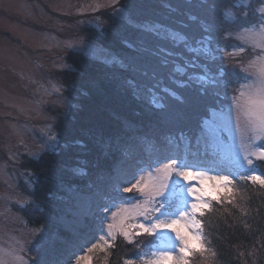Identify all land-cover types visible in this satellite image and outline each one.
I'll use <instances>...</instances> for the list:
<instances>
[{
	"label": "trees",
	"instance_id": "1",
	"mask_svg": "<svg viewBox=\"0 0 264 264\" xmlns=\"http://www.w3.org/2000/svg\"><path fill=\"white\" fill-rule=\"evenodd\" d=\"M121 5L133 22L159 23L182 39L175 42L108 12L103 13L107 23L102 28L81 30L82 36L109 50L120 64L72 51L66 56L71 68L58 73L66 96L74 104L58 116L54 149L26 163L35 178L32 202L19 210L29 226L43 228L30 250L31 257L41 264L73 262L101 232L105 213L99 205H115L129 196L112 202L110 195L103 193L109 173L102 165L105 158L111 159L109 145L115 133L122 135L131 127L137 134L163 139L170 133L184 132L193 137L195 145L209 110L221 109L228 101L222 91L215 95L195 82L205 66L198 49L201 41L208 42L210 20L216 18L210 0H123ZM221 39L222 33L212 35V47L224 49L214 53L217 61L222 60L225 68L235 65L239 69L240 59L227 55L240 47L239 40L233 35L217 44ZM219 66L213 64L212 70ZM153 98L163 107L156 108ZM204 147L201 145V150ZM208 151L209 159L225 161L226 170L218 173L234 174L235 199L231 204L213 202L214 211L203 218L208 251L195 256L191 264H264V188L258 182L236 179L247 172L238 170L218 152L211 155L212 148ZM255 170L264 178V161H259ZM81 197L89 198L97 214L86 231L79 226ZM121 240L105 264H125L124 255L137 254L136 245ZM141 242L148 240L140 238Z\"/></svg>",
	"mask_w": 264,
	"mask_h": 264
},
{
	"label": "snow or ice",
	"instance_id": "2",
	"mask_svg": "<svg viewBox=\"0 0 264 264\" xmlns=\"http://www.w3.org/2000/svg\"><path fill=\"white\" fill-rule=\"evenodd\" d=\"M117 3L119 0H113V4ZM209 7L214 10L216 18L210 20L208 42L201 41L202 46L198 49L204 57L205 66L202 74L195 77V82L206 92L219 95L222 91L225 96L232 85L238 84L239 88L232 91L239 95L232 96L233 104L229 105L227 113L210 109L208 116L201 121L200 131L195 136V145L193 137L184 132L175 135L170 133L160 139L157 136L137 134L136 130L128 127L122 135L120 132L115 133L109 145L111 159L105 158L102 165L109 173L104 181L103 193L110 195V201L126 199L124 193L135 192L142 197H134L136 203L125 209L128 214L126 219L131 218L136 222L119 229L118 232L128 244H134L138 248L141 246L138 238H152L145 245L149 247V252L137 254L143 264H191L195 256H204L208 251L206 244L209 241L204 232L203 218L214 211L213 202L217 205L225 202L231 204L235 199L232 196V185L235 181L231 178L234 174L209 175L226 170V165L222 159H209L208 145L212 146L211 155L215 156L229 134L242 135L248 131L254 133L258 139H264V56L255 57L248 67L237 69L234 65L225 68L223 61L218 62L214 55L224 49L212 47V35L218 32L222 33V39L217 44L233 35L242 39L241 34L258 35L264 40V0H210ZM118 11L122 13L123 6ZM90 43L77 47L83 52ZM256 46L264 50V44ZM235 51L236 49L227 55L234 57ZM238 51L244 53L245 48L239 47ZM216 63L220 66L213 71L212 65ZM250 68L255 70L250 72ZM241 98H244L243 104L240 102ZM151 103L156 108L163 107L157 103L156 98ZM241 111L246 117L243 125L239 115ZM201 145H205L203 150ZM237 154L243 166L248 169V174L236 176V179L253 184L258 182L264 188V178L255 174L256 170L252 167L254 154L248 153L243 144ZM255 159L264 160V148H261ZM208 181H213L210 188ZM124 184L129 186L122 187ZM94 195L103 199L100 193ZM111 206L114 203L110 202L107 207L100 204L99 209L107 213ZM96 215L89 198L81 197L78 216L82 231L92 226ZM113 227L112 224L108 225L107 235L115 239L111 232ZM100 230L103 231V228ZM35 233L37 237L41 236L43 228L35 230ZM170 234H174V240L165 245L164 241ZM37 251L40 249L37 248ZM22 259L16 257V261ZM32 260L33 264H41L35 257ZM125 264L134 262L128 260Z\"/></svg>",
	"mask_w": 264,
	"mask_h": 264
},
{
	"label": "rangeland",
	"instance_id": "3",
	"mask_svg": "<svg viewBox=\"0 0 264 264\" xmlns=\"http://www.w3.org/2000/svg\"><path fill=\"white\" fill-rule=\"evenodd\" d=\"M122 2L123 0H119L117 4H113V0H0V264L32 263L30 250L37 240L35 230L40 228L29 226L19 211L32 202L30 193L35 178L27 169L26 163L54 149L57 143L55 125L58 116L63 115L74 104L66 96L65 87L58 75L71 68L66 61L67 54L77 51L98 60L120 64L114 54L82 36L80 32L86 27L102 28L107 23L104 12L133 22L125 9L122 13L118 11ZM133 23L174 39L175 42L182 39L176 32L159 23ZM241 36L242 39L236 37L245 52L239 53L237 48L234 57L240 59L241 67H248L255 57L264 56V50L256 46L264 44V40L258 35ZM89 42L90 46L83 52L77 47ZM254 70L249 69L250 72ZM235 88H239V85ZM233 95L239 93L229 91L226 105L213 110L227 113L229 105L233 104ZM240 102L243 104L244 98ZM239 115L243 125L246 117L243 111ZM52 137L56 139L53 140ZM241 144L248 153L254 154L252 167L257 168L258 162L264 161L255 159L261 148H264V139H258L254 133L245 131L242 135L229 134L217 152L238 170L248 174V169L243 166L237 154ZM208 147L212 148L211 145ZM209 175L221 176L218 172ZM212 183L213 181H208L209 188ZM128 186L127 184L125 187ZM232 187L234 196V186ZM125 194H129L126 201L109 207V211L105 213L103 231L69 264H105L119 239L128 244L118 230L136 222L131 218L126 219L128 214L125 209L136 203L135 198L142 197L135 192L123 195ZM109 224L114 225L111 232L115 239L107 235ZM142 239L149 242L152 238ZM173 240L174 234H170L164 244H170ZM148 242H141L137 254L149 252V247L145 246ZM137 254H126L122 261L125 263L132 260L134 264H143ZM17 256L23 259L16 261Z\"/></svg>",
	"mask_w": 264,
	"mask_h": 264
}]
</instances>
